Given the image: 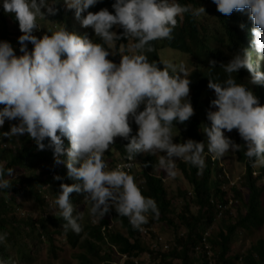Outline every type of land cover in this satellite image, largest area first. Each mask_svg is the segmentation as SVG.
Here are the masks:
<instances>
[{
    "label": "clouds",
    "instance_id": "clouds-1",
    "mask_svg": "<svg viewBox=\"0 0 264 264\" xmlns=\"http://www.w3.org/2000/svg\"><path fill=\"white\" fill-rule=\"evenodd\" d=\"M99 2L63 0L59 5L75 16L83 28H91L102 43L82 36L84 31L75 21L69 22V28L65 25L48 28L46 34L38 38L33 34L42 27L38 19L48 20V16L56 15V4H47L46 0H3L4 12L13 15L18 22L22 55H16L9 42L0 41V105H3L0 128L6 120L16 121L10 124L9 131L0 132V137L19 138L27 134L38 150L51 149L55 164L66 166L68 177L76 182L61 183L50 206L54 215L65 222L61 225L65 233L80 234L83 231L82 212L73 214L70 194L74 192L84 194L94 226L107 214L109 225L100 230L103 236L106 229L112 230L116 223L111 209L114 208L118 216L127 217L131 226L139 229L148 250L133 255L120 254L115 247L110 248L120 256V264H134V259L142 262L144 253H150L153 259L160 256L156 249H151V242L159 235L154 236L153 226H142L148 222L149 213L158 215V207L154 199L142 194L131 175L137 166L135 156L159 153L157 166L169 178L177 175V160L196 167L198 174L206 168L204 140L173 142V127L185 124L194 115L190 101L192 81L188 77L191 65L186 71L183 64L150 62L147 53L154 51L153 41L173 38L172 34L185 14L201 17L209 23L212 17L202 6L193 8L176 0H114L112 12L107 8L95 12L94 6ZM212 2L226 17L236 12L237 16L249 18L253 39L251 50L240 47L227 63L208 61L209 76L218 65L227 78L223 82L208 78L207 87L215 95L210 108L215 110L206 112L209 123L203 124L207 152L212 160L218 159L223 168L220 158L229 152H240L243 147L252 167H264V105L257 98L264 91V0ZM204 6L212 9L211 1ZM89 8L91 10L87 11ZM83 13L86 14L82 16ZM236 27L243 29L244 25L237 24ZM115 28L122 32L117 34ZM121 39L134 41L130 45L133 54L121 55L119 63H115L108 57L113 55L112 49ZM26 42L32 45L31 51ZM242 69L248 73L246 85L237 83L233 75L243 72ZM197 113L201 114L198 116ZM197 113L196 118L202 122L203 111ZM132 122L137 126L134 135ZM233 130L239 134L233 135L234 140L241 138L243 144H237L225 135ZM62 137L69 142L67 149L63 147ZM117 137L128 141L124 146L126 157L110 160L112 167L109 169L104 156ZM63 155L66 160L60 159ZM242 164L246 171L245 162ZM254 168H251V175L257 178L259 172ZM14 174L13 168L0 163V190L11 188V180L6 177ZM54 179L61 177L54 176ZM225 179L227 183L222 188L226 191L238 183L229 180L227 171ZM260 182L264 186V177ZM227 200V209L234 210V200L231 196ZM225 208L218 206L219 212ZM140 229H145L147 235ZM36 231L40 232L38 228ZM6 241L7 233H0V245ZM164 241L168 247L167 240ZM77 247L79 242L72 248ZM160 260L163 263L161 257ZM0 264L16 262L0 258Z\"/></svg>",
    "mask_w": 264,
    "mask_h": 264
},
{
    "label": "trees",
    "instance_id": "trees-1",
    "mask_svg": "<svg viewBox=\"0 0 264 264\" xmlns=\"http://www.w3.org/2000/svg\"><path fill=\"white\" fill-rule=\"evenodd\" d=\"M209 1H211L212 9L204 6ZM62 2L63 0H46L47 4H56L58 12L54 16H48V20L38 19V24L42 27L34 31L33 34L39 38L46 34L48 28L55 29L64 25L69 28V22L75 21L78 27L84 31L82 36L86 35L95 43H102L99 38L95 37L91 28H83L75 16L68 14V11L60 7L59 4ZM176 2L181 5H191L193 8L204 7L206 14L210 13L209 16L215 22H204L201 17L195 18L190 14H185L173 32V38L171 40L153 41L154 51L147 53V56L150 62L162 64L159 51L166 48L189 57L191 69L188 77L192 81L190 84V101L194 108V115L185 124H176V127H173V130L177 132L173 141L181 140L183 142L187 139H193L199 142L204 140L206 168L202 174H198L196 167L190 164H178V167L185 174L191 190L190 197H182L180 205L177 207L171 202L164 187L165 172L157 166L158 157L137 154L135 156L136 170L137 174L143 178L142 185L137 183V177L134 173L131 175L134 176L142 194L154 199L158 207V215L153 216L149 213L148 222L142 226L151 228L154 224L165 223L175 230H184L183 234L176 232L175 246L168 253L158 254L164 264H172L173 261H178L179 264H264V239L255 240L256 234L264 229V186L263 182H260L261 178L264 177V167H252L245 157L242 147L241 151L236 153L239 161L245 162V174L239 179L235 187L228 191L224 190L222 187L227 183L225 171L217 162L218 159L212 160L211 155L208 154L207 140L202 133L203 124L209 123L206 119V112L215 110L210 108V101L215 98V95L213 90L207 87L208 78L216 82H223L227 78L226 73L218 65L209 76L208 61L214 59L217 62L227 63L240 47L251 50L252 22L242 15L237 16L236 12L227 17L222 15L217 11L212 0H176ZM113 3L114 0H100L94 6L95 12L101 8H107L112 12ZM2 4L3 0H0V41L9 42L16 55H22L18 41V37L21 35L18 22L13 15L4 12ZM91 8L87 11H90ZM85 14L83 13L82 16ZM8 23L12 24V31L7 27ZM237 24L239 26L244 25L243 29L241 27L237 29ZM113 30L117 34L122 32L120 28ZM130 41L131 44L134 43L131 39L117 41L114 47L116 54L110 55L108 58L117 62L122 54H128L126 48ZM27 44L28 50L32 49V45ZM246 74L248 73L243 70V72L239 71L233 75L236 77L237 83L246 85L245 82H248ZM257 98L260 104L264 105V91ZM2 107L3 105H0V108ZM200 110L204 114L202 122L196 118V113ZM13 123L16 121L6 123L0 128V132L9 131V125ZM131 127L134 135L137 126L132 122ZM225 135L229 136L235 143L243 144L241 138L234 140V136H239L236 130L231 133L225 132ZM62 139L63 147L67 149L69 142L67 138L62 137ZM44 143L47 144V140ZM127 143L128 141L123 138H115L114 145L111 146L115 152L113 154L107 153L111 161L126 157L124 146ZM66 158V155L60 157L61 160H66ZM0 163L4 164L6 168H13L15 173L12 177H6L11 180V188L0 190V233H7L6 244L0 245V258L5 261H13L12 253L15 251L23 260L36 264L32 261L27 243L24 241L25 228L30 229V234L36 233L38 228L41 233H37V237L43 235L47 241H51L53 235H64L72 247H76L82 232L80 234H75L72 231L65 233L61 227L65 222L58 215L41 216L32 220L30 217H24L23 213L16 212L22 208V202L17 198L32 199L41 209H44L43 194L45 188L49 190L53 201L60 191L61 183L72 184L76 182L68 177L67 168L63 163L59 165L54 163L51 149L38 150L34 141L28 138L27 134L19 138L0 137ZM251 168L259 172L257 178H252ZM54 176H60L61 179L56 180ZM228 196L234 200L233 214L230 209H227ZM70 201L74 207V215L80 212V208L87 203L84 201L83 193L75 192L70 194ZM219 205L221 208H226L219 212ZM110 211L113 221L118 223L117 229H106L105 236L102 235L101 228H107L109 225L107 214L98 221L97 226L90 224L87 227V235L96 242L107 245L108 254L100 256L98 251L93 250L95 246L92 243L82 242L80 248H85L92 254L93 259L81 257L82 264H112L110 253L113 250L110 246L115 247L116 252L120 254L139 255L148 250L147 245L140 237L139 229H134L127 217L118 216L114 208ZM172 216L175 217V222L171 218ZM217 216H220L218 219L220 224H217ZM214 226L220 228L214 232ZM84 229L85 227L83 231ZM238 237L244 240L254 238V240L250 246L246 244L237 246L235 239ZM96 247L99 250L97 245ZM237 247L239 249L236 250Z\"/></svg>",
    "mask_w": 264,
    "mask_h": 264
},
{
    "label": "rangeland",
    "instance_id": "rangeland-1",
    "mask_svg": "<svg viewBox=\"0 0 264 264\" xmlns=\"http://www.w3.org/2000/svg\"><path fill=\"white\" fill-rule=\"evenodd\" d=\"M209 21L211 23L215 22L214 19L209 18ZM7 27L10 28V31L13 30L12 24L8 23ZM30 44V43H29ZM131 41L127 45V52L128 55L133 54V52L130 49ZM28 46V44H27ZM31 51V49H29ZM160 53V59L161 61H170L176 65L183 64L186 67V71H188V67L190 66V59L186 55L179 53L177 51L171 50V49H161L159 51ZM112 54L115 55L116 51L114 48L112 49ZM123 55V54H122ZM231 58V57H230ZM254 60H256V57H253ZM120 60V59H119ZM119 60L115 63H119ZM198 116L201 113H197ZM203 115L201 116L202 119ZM13 121H5L4 125L6 123H11ZM3 125V126H4ZM10 127V125H9ZM173 131L174 139L177 136V132L175 130ZM174 142V141H173ZM181 140L174 142V143H180ZM110 154H113L115 152V149L110 147V149L107 151ZM144 155V154H143ZM160 154L158 153L156 156L158 157ZM105 161L108 164L109 169H111L112 162L106 156H104ZM111 162V163H110ZM110 163V164H109ZM177 175L175 178H169L167 174L165 173V179H164V187L166 188L167 193L170 196L171 202L179 207L180 202L182 200V197L189 198L190 194V185L188 184L187 179L185 178V174L182 172V170L178 167V164H186L180 160H177ZM220 163L223 166L224 170L227 171V176L229 177V180L232 183L239 182V179L244 175L245 167L242 163L238 161L237 155L235 152H229L227 153L223 158H220ZM187 168V167H186ZM133 173L137 177V183L142 185L143 178H141L137 174L136 168L133 170ZM17 200H21L22 208L16 211L17 213H23L24 217H30L32 220H36L41 216H47V215H53L54 213L51 211L50 206L52 203L50 192L45 188V192L43 194V206L44 209H41L40 206L33 202L32 199H27L25 197L23 198H17ZM178 211V210H177ZM80 212H82L83 219L80 221L83 228L85 227L84 231H82L81 237L78 239L79 247L72 248L67 243L66 238L64 235H53L51 238V241H47V238L43 235H40V237H37V233L30 234V229L25 228L24 229V241L27 243V249L30 251V257L32 258V261L36 264H82L81 257H84L86 259H92V254H90L85 248H80V244L82 242H88L92 243L95 246L94 251H98L100 256L107 255L109 250L105 244H101L96 242L94 239L89 237L87 235V227H89L90 224L93 225V217L89 214V204L86 203L84 206L80 208ZM195 212V211H194ZM231 213H234V210L231 211ZM45 214V215H44ZM175 222V217H171ZM217 224H220V222L217 219ZM95 225V223H94ZM114 227L113 229L118 228V223H113ZM220 228L219 226H214L213 231L216 232L217 229ZM152 231L154 232V236L159 235L162 236L164 240H167L168 247L164 248V243H162L160 246L156 248L157 252L159 254L168 253L173 247H174V237L176 232L177 233H184L183 229L175 230L169 225L165 223H159L154 224ZM29 233V235H27ZM257 239H264V229L261 230L258 234H256ZM152 236V237H154ZM171 239L173 241H171ZM153 240V239H151ZM236 245L239 246L241 244H246L247 246L252 245L253 239L247 240L243 239L241 237H238L235 239ZM146 241L149 242L150 240L147 239ZM175 242V241H174ZM235 243V242H234ZM150 244V243H149ZM96 245L99 247V250L97 249ZM236 250L239 249V247L235 248ZM110 258L115 264H120V256L115 252L112 251L110 253ZM160 259V256H157L154 261H157ZM12 260L16 262V264H31L27 262L26 260H23L17 252L13 251L12 253ZM93 260V259H92ZM96 261V259L94 258ZM142 264H147L144 260H142ZM172 264H179L178 261H173Z\"/></svg>",
    "mask_w": 264,
    "mask_h": 264
},
{
    "label": "built area",
    "instance_id": "built-area-1",
    "mask_svg": "<svg viewBox=\"0 0 264 264\" xmlns=\"http://www.w3.org/2000/svg\"><path fill=\"white\" fill-rule=\"evenodd\" d=\"M140 231L142 234L147 235V231L145 229H140ZM162 243H165V241H164L163 237L159 236L155 242L154 241L151 242V249L155 250L157 248V245L158 244L161 245ZM164 248H165V245H164ZM142 258L147 264H163L160 259L157 261H154V259L150 253H144ZM133 263L134 264H142L141 259H134Z\"/></svg>",
    "mask_w": 264,
    "mask_h": 264
}]
</instances>
